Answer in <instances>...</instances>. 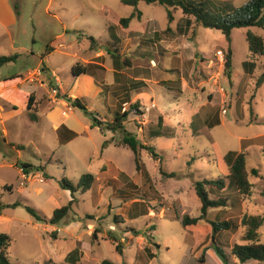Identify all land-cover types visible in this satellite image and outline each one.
<instances>
[{
  "label": "rangeland",
  "instance_id": "rangeland-1",
  "mask_svg": "<svg viewBox=\"0 0 264 264\" xmlns=\"http://www.w3.org/2000/svg\"><path fill=\"white\" fill-rule=\"evenodd\" d=\"M209 1L233 8L248 2ZM12 2L18 12L16 45L26 50L4 48L3 56L18 53L19 58L1 74L27 73L28 77L35 69L48 68L49 73H44L45 80H51L48 88L39 86L46 90L43 104L65 111L69 105L63 93L72 96L88 92L82 78L72 77L71 68L76 63L95 62L91 57L103 52L97 57L101 66L93 69L97 93L91 100L84 95L89 111L98 120L109 122L114 111L127 112L124 128L154 148L158 158L141 150L137 171L132 152L120 144L122 135L98 127L85 129L91 126V118L78 109H73L66 121L78 136L66 145L57 142L45 120L34 124L24 110L14 114L0 110L9 130V137L3 136L0 125V198L2 206L20 205L0 210L17 219L8 235V256L20 264H43L49 259L55 264H69L64 259L77 248L81 258L76 264H224L214 252L211 223L228 221L233 228L216 235L217 245L227 256L226 264H240L231 250L248 243L241 221L245 216L264 214V81L256 86L264 74V56L250 58L248 29L232 31L231 68L227 71L225 63L221 65L216 57L221 52L226 58L228 51L221 32L194 21L184 28L180 10L144 3L133 8L120 0ZM100 12L110 20L107 24ZM111 13L133 19L123 28L110 18ZM109 22L114 26L112 32L108 31ZM250 31L264 39V29ZM89 37L95 39L93 47ZM107 49L116 50L129 61L131 67L123 71L128 79L144 84L130 93L129 103L123 93L114 96L118 85ZM245 61L255 64L252 74L244 72ZM55 77L58 84L53 82ZM51 88L57 90L56 104L51 103ZM130 104L137 107L131 110ZM12 139L23 146L19 156L6 145ZM106 141L111 144L103 148ZM229 152L245 154L250 194L240 195L232 188L210 189V200L224 206L209 209L196 227H183L184 216L201 215L195 183L223 178L227 174L223 158ZM24 162L32 171L28 172L30 181L22 184L17 168H23L20 163ZM108 162L112 167L103 168ZM15 163L18 167H13ZM36 173L43 176V183L35 180L39 178ZM87 174L100 178L97 197H92L93 191L75 193L71 210L59 224L46 227L26 212L28 206L41 217H50L53 207L66 206L72 200L70 192L61 188V180L76 186ZM4 184L12 187L11 194L4 192ZM71 224L80 228L75 236L57 231ZM257 241L264 244V222ZM116 245L121 253L116 252Z\"/></svg>",
  "mask_w": 264,
  "mask_h": 264
},
{
  "label": "trees",
  "instance_id": "trees-1",
  "mask_svg": "<svg viewBox=\"0 0 264 264\" xmlns=\"http://www.w3.org/2000/svg\"><path fill=\"white\" fill-rule=\"evenodd\" d=\"M120 2L128 7L136 8L139 3H144L146 5L158 4L165 7L166 9H176L180 10L184 16L182 25L184 28L188 29L192 25V21L195 24L200 25L203 28L216 30L221 32L224 36L225 41L228 44V51L225 58V69L228 71L231 68V33L235 29H248L246 33V40L248 43V51L250 58L262 57L264 56V39L260 36L255 35L250 31L251 28H262L264 29V0H249L244 5L233 8L230 6L220 7L216 6L209 0H120ZM214 4V5H213ZM15 11L17 12V6L13 4ZM18 14V12H17ZM101 16H105L104 13H100ZM139 15V14H138ZM111 19L118 20L119 25L123 28H127L128 24L133 19V16L129 18H119L112 13L109 15ZM105 19L108 21L107 16ZM167 19L168 22L172 21V15L169 10H167ZM193 19V20H192ZM113 25L111 22L108 23V31L112 32ZM180 31L183 28L180 26ZM90 46L93 47L95 39L89 37ZM108 55L112 61V67L114 70V82L118 85L117 89L114 91V96L118 97L123 95L125 96V102H130V93L141 89L144 84L141 81H135L128 79L123 71L131 67V64L128 60L122 59L116 50L111 51L107 49ZM19 58L18 54L0 56V69L8 64H15ZM244 72L253 73L255 69V64L252 61H245L242 64ZM99 67L94 64H83L76 63L71 68V75L75 78L81 75H91L93 74V69H98ZM264 81V74L257 80L256 86H259ZM117 93H121L117 95ZM63 99L67 101L68 104L73 109H78L83 111L86 115L90 116L92 124L91 128L98 127L102 130L111 132V133H120L122 135L121 145L129 149L134 157V163L136 170L140 171L141 159L140 152L141 150L147 151L154 158H158L157 153L154 148L146 146L141 143L139 137L131 132H128L123 123L126 120L128 115L127 112L120 114L118 111L114 113L112 121H100L98 120L94 113L88 110L86 102L81 98H67L63 96ZM121 100V99H120ZM124 101V100H121ZM123 102V103H125ZM33 96L29 97L28 110L33 109ZM130 109L137 107L135 104H130ZM29 119L31 122H36V116L34 114H29ZM65 130V127H61L58 130L60 144H65L70 142L76 137V134L73 132H68L66 137L62 136V131ZM109 144L106 141L103 144L105 148ZM224 163L227 167V174L223 178L216 179H204L202 181H197L194 185V190L196 197L198 198L201 204V215L198 218H189L184 216L181 219V224L183 227H196L200 221L205 220L207 211L209 209L218 208L224 206L220 201L210 200L208 190L215 189L218 191H223L226 188H232L240 195L248 196L251 191V184L249 182L250 172L247 169L246 156L243 153L229 152L223 158ZM28 166L24 165L23 168ZM251 173L254 175L257 174L256 170H252ZM174 177L173 175L171 178ZM60 186L63 190L70 192L72 200L66 206H63L59 209H56L52 217L47 220L44 217H41L39 213L28 206H25L26 212L31 215L36 221L57 225L61 222L69 213L74 203V194L78 191L82 193L88 191L96 192L97 189V180L92 175L82 176L77 185L73 186L67 180H61ZM114 189V187H113ZM3 190H10L8 187H4ZM20 206L19 204H14L11 206H2L0 201V210L7 208H16ZM264 214L263 216H245L241 221V225L246 228L244 234V240L248 242L246 245H235L231 254L237 259L240 264H245L251 261L257 262L259 264H264V244L257 241L258 230L263 225ZM212 236L211 241L214 245L215 255L222 261V263H227V256L223 252L222 248L217 245L216 235L223 231H229L233 228V224L228 221L224 222H212ZM115 240V239H113ZM11 240L8 235L0 234V264H16L13 263L8 256V248L10 247ZM116 252L121 253V247L119 245L115 246ZM156 256H152L155 258ZM81 258L79 250L76 248L72 251L67 257L66 261L69 264H76ZM43 264H55L52 260L45 261ZM102 264H112L108 261L102 262Z\"/></svg>",
  "mask_w": 264,
  "mask_h": 264
},
{
  "label": "crops",
  "instance_id": "crops-1",
  "mask_svg": "<svg viewBox=\"0 0 264 264\" xmlns=\"http://www.w3.org/2000/svg\"><path fill=\"white\" fill-rule=\"evenodd\" d=\"M100 13H99V16L102 17L104 22L107 24V21L105 19L106 15L101 16ZM17 26H18V14L13 7L12 0H0V56H3L2 54H4L3 53L4 48H10L11 50H14V51L26 50L24 47H19L16 45L17 36H18ZM15 54H18V53H15ZM11 55H13V54H11ZM101 55H104V53L103 52L97 53L94 57H91V59L96 58L95 62H86L83 64H94L97 66H101L97 61V59ZM8 65H11V64H8ZM8 65H6V66H8ZM6 66H4V67H6ZM3 68L0 69V110L5 111L6 109H8L6 111H9L10 113L14 114L21 109V110H24L26 112V115L28 117H29V114H34L36 116V119H37L36 122L30 121L31 123H34V124H40L43 120H45L49 126V129L55 133L56 140L59 144H60V141H59L58 130L62 126L65 127V130L62 131L63 137H66L68 132H73L76 134V137L78 136L76 129L74 127H70L66 122L67 119L69 118L70 114L73 112V108L71 109V112L69 114H67L66 116H63L62 115L63 111H61L57 107L49 109L46 106H44L45 104H43L42 99H43V95H45V93H46V90H42L41 88H39V86H40V82L46 81L45 80L46 78L44 77V73H45V75L49 73L48 68L43 67L39 70H37V69L33 70L32 73H37L40 71L42 73L39 76L35 75L33 78H31V80H29L28 77H25L27 75V73L26 74L20 73V74H16V75H3V74H1L2 73L1 71L3 70ZM112 71L114 73L113 67H112ZM52 75H54V73H52ZM79 78H82V81H84L87 84L88 92H86V93L79 92L78 93L79 95H72V96H67L65 93H63L62 95L66 96L67 98H71V99L81 98V99L85 100V102H87L88 100L85 99L84 95L89 96V98L91 100L92 96L97 93L98 88L96 87L95 75H94V73L91 75H81V76L77 77L76 79H79ZM113 78H114V75H113ZM24 85H28L29 88L24 87ZM40 90H42V92ZM39 91L41 93H38ZM133 92H135V91H132L131 93H133ZM30 96H33V101H34L33 109L31 111L28 110V103H29V97ZM130 96H131V94H130ZM66 104L69 105L67 102H66ZM87 104H88V102H87ZM114 113H115V111H114ZM0 125L3 127V136L9 137V130H8L7 124H6L5 120L2 119L1 114H0ZM85 129L91 130L93 128H91V126H90V127H86ZM73 140H71V141H73ZM108 142H109L108 145H110L111 142L110 141H108ZM68 143L69 142L62 144V145H66ZM6 145L10 148V150L14 156H19L21 150H23V146L18 145L16 142L13 141V139L11 141H9V143H7ZM114 146L117 147L116 145H114ZM16 162H18V160H16ZM15 165L13 167H18L19 164L17 165V163H15ZM24 165L28 166L26 168V169H28L27 172L32 171L31 170L32 167L29 163H26V162L20 163V166H24ZM112 165L113 164L111 162H108L105 166H103V168L106 166L112 167ZM9 167H12V165H10ZM17 169H18V174H19V167ZM35 171H37V170H35ZM36 176H39V177L41 176V178H43V176L40 173H36ZM95 178L97 180V189H96L97 191L96 192L93 191L94 194H92V197H94V195L95 196L97 195L98 187L100 188V183H99L100 178L99 177L98 178L95 177ZM35 180H37V179L35 178ZM37 181H39V180H37ZM43 182H44V179H43ZM43 182H39V183H43ZM4 187L10 188V190H5L4 192L11 194L12 187L9 186L8 184H4L3 188ZM88 192H90V191H88ZM2 198H3V196H2ZM1 200L2 199L0 198V201ZM1 204H2V202H1ZM13 204L7 203V204H3V205L11 206ZM10 209H12V208H7V210H10ZM56 209H59V208H56V206L53 207L51 209L52 211L50 214L53 215V213ZM1 212L2 211H0V234L9 235V231L11 230V227L17 222V219L12 214L1 213ZM52 215L50 217H44V218L49 220L52 217ZM48 225H50V224H45L46 227ZM51 226H55V225H51ZM87 227H89V225H87ZM78 229H80V228H76L75 225L71 224V225L67 226L63 231L61 229H57V231L59 233L63 232L66 235H68V233H69V234H72L73 236H75L77 234L75 232H77ZM52 231H56V229L53 228ZM59 233H58L57 238H59ZM69 254L70 253H68L67 256L65 257V259H64L65 261H66L67 257L69 256ZM9 259L13 263L20 264L18 262H14L11 257H9ZM49 260H52V259H49Z\"/></svg>",
  "mask_w": 264,
  "mask_h": 264
},
{
  "label": "built area",
  "instance_id": "built-area-1",
  "mask_svg": "<svg viewBox=\"0 0 264 264\" xmlns=\"http://www.w3.org/2000/svg\"><path fill=\"white\" fill-rule=\"evenodd\" d=\"M216 57H217V60L219 61V63L221 65H224V63H225V57L223 56V54L221 52H218V54H217ZM41 73H42L41 71L40 72H37V73H31L30 72L29 75H28V78H29V80H31V78H33L35 75H38L39 76ZM51 76H53V75L51 74ZM50 81L51 80L48 79V81L40 82V87H43L44 86L45 89L48 88V85H49ZM53 82H56L57 84L59 83V81L57 80L56 77H55V80ZM50 92L52 93V95L50 96L51 103L52 102L55 103L58 100V99H56V96H55V94H57V90L54 89V88H51V91ZM65 107H66V110L62 112V115L63 116H66L68 114L67 112L68 111L71 112V109H72V107L70 106V104H69V106H65ZM222 113L225 114L226 111L223 110ZM19 176H20V180L22 181V184H25V182L29 181L30 178H31V174H28V172H26L24 168H19ZM36 179L39 180L38 182H43V178H41V177L36 178Z\"/></svg>",
  "mask_w": 264,
  "mask_h": 264
}]
</instances>
